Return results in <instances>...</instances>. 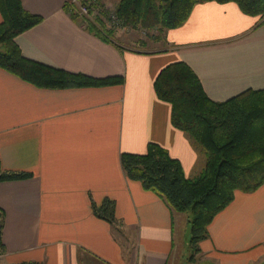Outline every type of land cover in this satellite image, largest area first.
<instances>
[{
  "label": "crops",
  "instance_id": "crops-1",
  "mask_svg": "<svg viewBox=\"0 0 264 264\" xmlns=\"http://www.w3.org/2000/svg\"><path fill=\"white\" fill-rule=\"evenodd\" d=\"M22 2L43 18L16 39L26 58L124 82L43 89L0 68V162L31 174L0 183V264H174L178 257L177 264H264V185L236 193L192 260L190 215L131 180L121 164L122 154H146L154 143L180 161L187 178L202 173L205 154L173 125L156 79L185 62L213 101L264 90L263 20L233 2L198 4L183 26L157 40L159 49L145 52L84 28L66 12V0ZM107 198L116 203L119 228L94 214L93 203Z\"/></svg>",
  "mask_w": 264,
  "mask_h": 264
},
{
  "label": "trees",
  "instance_id": "trees-1",
  "mask_svg": "<svg viewBox=\"0 0 264 264\" xmlns=\"http://www.w3.org/2000/svg\"><path fill=\"white\" fill-rule=\"evenodd\" d=\"M92 1V0H90ZM88 4L87 0H79ZM236 3L241 10L264 23V0H119L116 16L123 26L135 30L163 32L183 26L196 5ZM105 7V6H104ZM102 6V8L104 9ZM66 12L79 20L77 8L66 0ZM0 68L43 89H71L122 84L123 78H93L71 73L26 58L16 39L42 23L28 12L22 0H0ZM103 16L109 12L104 9ZM89 31L108 42L114 33L105 21L97 20ZM158 98L172 106V123L187 133L206 157L205 168L196 178H187L179 160L158 144H149L146 154L124 153L121 164L126 175L166 200L177 212L190 215L192 260L199 244L209 237V226L235 199L238 191L253 193L264 185V90H248L227 101L209 98L196 72L185 62L169 65L156 79ZM26 172L4 170L0 162V183L26 179ZM94 214L119 228L116 203L105 199ZM5 214L0 208V254L5 251Z\"/></svg>",
  "mask_w": 264,
  "mask_h": 264
},
{
  "label": "rangeland",
  "instance_id": "rangeland-1",
  "mask_svg": "<svg viewBox=\"0 0 264 264\" xmlns=\"http://www.w3.org/2000/svg\"><path fill=\"white\" fill-rule=\"evenodd\" d=\"M88 5H90V8L92 9V14L89 19V25L87 29L91 26V23H94L95 26L99 29H101V25L98 23V19L105 21L106 24V31H110L114 33V41L117 42V44L123 46L125 49H134V50H142V51H154L157 48H160V44L157 43L158 39L164 38L163 32H156L154 30H135L133 28H128L126 26H123V23L117 19L116 16V8L119 3V0H98L96 3H91L90 0H87ZM109 12L108 16H103V8ZM101 11V12H100ZM81 22V20H79ZM139 41H144L145 46L140 47L138 46ZM158 44V45H157ZM185 231L182 232L181 236L184 237ZM187 238H189V241L191 240V228L187 233ZM185 240L182 241V245L185 247ZM184 243V244H183ZM192 249V248H191ZM193 253L189 256L191 259V256ZM179 263V257L176 259L174 264Z\"/></svg>",
  "mask_w": 264,
  "mask_h": 264
},
{
  "label": "built area",
  "instance_id": "built-area-1",
  "mask_svg": "<svg viewBox=\"0 0 264 264\" xmlns=\"http://www.w3.org/2000/svg\"><path fill=\"white\" fill-rule=\"evenodd\" d=\"M95 1H96V3L98 2V0H92L90 2L93 3ZM69 2H70L71 5H73V6H75L77 8L75 13L78 15L79 20H81V22H80L81 25L84 28H87L88 25H89L88 22H89L90 16L92 14V9L90 8V5L82 4V3L79 2V0H69Z\"/></svg>",
  "mask_w": 264,
  "mask_h": 264
}]
</instances>
